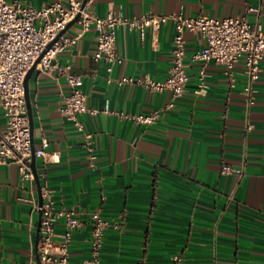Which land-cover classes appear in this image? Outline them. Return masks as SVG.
<instances>
[{
  "label": "crops",
  "instance_id": "crops-1",
  "mask_svg": "<svg viewBox=\"0 0 264 264\" xmlns=\"http://www.w3.org/2000/svg\"><path fill=\"white\" fill-rule=\"evenodd\" d=\"M34 7L53 0H22ZM252 7L255 11L247 12ZM88 10L124 17L147 13L246 16L264 31V0H94ZM81 26L68 29L74 36ZM174 22L158 30L117 29L122 59L112 71L94 58L96 30L58 52L49 69L35 68L28 82L33 143L48 142L46 157H36L41 186L52 190L54 206L74 208L82 224L71 235L68 258L82 264L91 257L92 216L112 226L105 231L100 264H264V59L249 104L244 62L233 68L193 60L205 44L186 33L188 82L172 107L170 90L153 91L116 81L124 76L164 80L171 66ZM83 78L90 111L80 115L92 133L97 158L92 163L84 132L61 107L71 90L63 70ZM207 89L198 93L200 70ZM160 110L152 124L123 114ZM28 111V110H27ZM6 118L0 108V130ZM228 164L240 172L223 174ZM41 191L36 179L25 182L15 165H0V264H41L38 257ZM43 199V198H42ZM55 226L56 239L65 232ZM175 257L179 260L176 261Z\"/></svg>",
  "mask_w": 264,
  "mask_h": 264
},
{
  "label": "built area",
  "instance_id": "built-area-1",
  "mask_svg": "<svg viewBox=\"0 0 264 264\" xmlns=\"http://www.w3.org/2000/svg\"><path fill=\"white\" fill-rule=\"evenodd\" d=\"M94 0H53L42 6L34 7L22 0H0V108H2L6 127L0 130V165L17 166L25 182H33L35 175L32 163V140L29 125L24 81L34 62L46 50L37 64V68L49 69L56 54L75 45L92 27L96 30V51L94 58L104 61L108 71L122 62L116 46L117 29L126 26L137 29L144 35L146 28L158 30L169 21L174 22L175 34L171 50V66L164 80H155L149 76H124L120 79L108 77L109 83L116 81L140 84L153 91L170 90L172 101L167 108L174 106L175 100L182 97L188 82L186 58V33H199L205 44L192 55L193 60L214 61L225 67L231 85H234L233 68L243 60L247 84L243 93L249 104L254 102V82L260 75V62L264 59V31L260 25L253 26L246 16L218 18L209 15L184 16L183 14L147 13L142 16L124 17L113 12L98 16L88 10ZM255 11L248 7L247 12ZM81 26L76 35L70 36L68 30L61 34L53 45L50 42L66 28L76 17ZM69 66L61 70L67 77L70 94L61 107L62 113L74 126L84 132L85 147L90 161L97 158L92 142V133L84 129L80 115L90 111L87 105L88 95L82 89L83 78L69 71ZM206 72L200 70L198 93L206 91ZM160 110L150 113L123 114L136 123L152 124L160 117ZM48 142L42 139V147L35 149L36 157H46ZM223 174L240 172L228 164H223ZM42 205L34 202V208H41L40 238L38 257L41 264H72L68 258V245L72 232L82 224L74 208L62 206L55 208L52 190L47 184L41 186ZM64 219L65 232L57 240L55 226ZM112 224L96 212L92 216L90 235L91 257L82 264H100V253L105 231ZM178 261L179 258L175 257Z\"/></svg>",
  "mask_w": 264,
  "mask_h": 264
},
{
  "label": "water",
  "instance_id": "water-1",
  "mask_svg": "<svg viewBox=\"0 0 264 264\" xmlns=\"http://www.w3.org/2000/svg\"><path fill=\"white\" fill-rule=\"evenodd\" d=\"M86 1L87 0H84L83 5H85ZM77 18H78V16L66 26V28L56 37L55 40H53L52 42H50L48 44L47 49H49L53 45V43L58 39V37L61 34L66 32L72 25H74L76 23ZM45 52H46V50H44L41 53V55L37 58V60L34 62L32 67L30 68V70L27 72L26 77H25V81H24L25 97H26V103H27L28 118H29V125H30V131H31V140H32V151H33L31 166L33 168V172H34V175H35L36 183H37L38 188H39L40 191H41V184H40V181H39V178H38V174H37V169H36L35 146H34V143H33V118H32V110H31L29 93H28V82H29V79H30V76H31L32 72L35 70L37 64L42 59V57L44 56ZM42 202H43V199H42V195H41V197H40V206L42 205Z\"/></svg>",
  "mask_w": 264,
  "mask_h": 264
}]
</instances>
